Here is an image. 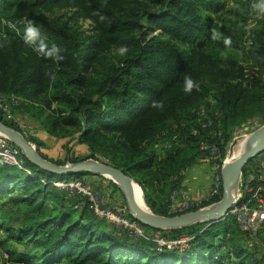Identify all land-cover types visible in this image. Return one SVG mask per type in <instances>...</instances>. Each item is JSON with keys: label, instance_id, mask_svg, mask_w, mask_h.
I'll return each mask as SVG.
<instances>
[{"label": "trees", "instance_id": "16d2710c", "mask_svg": "<svg viewBox=\"0 0 264 264\" xmlns=\"http://www.w3.org/2000/svg\"><path fill=\"white\" fill-rule=\"evenodd\" d=\"M224 12L223 0H2L0 94L30 100L24 110L50 140H66V160L93 159L120 168L142 187L152 212L180 214L168 213L167 202L156 203L147 187L155 192L162 183L168 192L181 189L182 173L196 162L221 165L232 128L264 113V20L243 52L233 43L223 50L224 37L233 39L236 26ZM28 20L36 22L49 48L56 44L62 49L63 60L46 58L24 42ZM84 20L91 22L90 29L79 23ZM212 29L219 33L215 40ZM121 45L129 49L124 56L118 53ZM243 61L252 64V71ZM185 75L199 83V91L184 92ZM208 97L216 104L205 103L211 123L203 127L189 113ZM160 100L163 109L153 108L152 102ZM0 121L19 131L1 112ZM162 137L173 142L163 157L145 149V142ZM68 141L82 145L86 153L69 156ZM201 142L216 144L217 152H203ZM258 156L243 167V178ZM18 158L20 166L0 164V248L8 261L264 264V255L247 244L249 236L230 217L166 229L136 220L145 236L134 237L98 217L87 197L69 196L52 184L85 175L105 177L50 173L20 150ZM219 190L198 207L218 201L221 186ZM126 216L135 220L127 209ZM155 237L179 242L159 246ZM247 238L245 245L241 241Z\"/></svg>", "mask_w": 264, "mask_h": 264}, {"label": "rangeland", "instance_id": "374dc122", "mask_svg": "<svg viewBox=\"0 0 264 264\" xmlns=\"http://www.w3.org/2000/svg\"><path fill=\"white\" fill-rule=\"evenodd\" d=\"M223 1L225 3L224 18L226 20H232L234 21L233 23L236 24V26L234 27L235 30H232V34L234 37L232 39V43L235 45L239 44V46H237L236 48L239 52H243V50L247 49L249 47L248 45L251 44L254 40L255 30L264 20V13H261L258 9L253 7V5L258 3L259 0ZM1 2L2 0H0V4ZM79 23L83 28H91V22L88 20L80 21ZM225 28H228V26H225ZM228 48L229 47H226L223 50H226ZM242 64L247 67V71H252V64H249L246 61H243ZM0 97L4 98L10 108V116H6L5 113L0 111L3 117L17 125L19 132L28 142L37 147L38 150L44 152L51 159H59L61 161H64L63 164L73 163L65 159V148H63L62 145L65 144L66 140H61V142L50 140L48 132L37 122V120L32 116L33 114L27 110H24V103L30 102V100L23 96H17L14 94H0ZM206 102H209L212 107H214L216 104L215 100L212 97L206 98L205 102L201 103V105L206 106ZM199 106L194 107L189 113L190 116L194 115L193 118L197 123L207 120V112L205 110L202 112L200 110L201 106ZM263 123L264 113L260 114L254 119L243 123L239 127H233L230 132V139L225 147L226 155L222 162H226V159H229L240 152L243 147L246 146L248 135ZM168 139L169 138L162 137L154 143L145 142L144 147L148 152H154L157 156L163 157L167 150L171 149V146L173 145V142L171 141V145L166 146ZM68 145L70 147L69 152L67 153L69 156H81L86 153L82 145H77L73 141H68ZM208 165L209 164H207L206 161H198L192 167L187 168L182 173V184H180L182 186H180L181 189L177 188L168 192L166 191V187L162 183H159L156 188L157 191L153 192L151 187H147V190L150 193L151 198L156 203L157 201L158 203H160L159 199H162L164 203L167 202V208L170 213H176L180 211L183 212L193 207H198L203 202L210 199V193L214 187L216 167L215 164H213V168ZM251 167L254 166L250 164L249 169ZM84 178L99 192V195L101 197L100 201L102 202L103 207H109L113 211H118L122 206L127 209L126 202L125 204L123 203L125 199H123L124 197L120 189L118 190L110 184L109 181L112 180H110L109 178H100L90 175H85ZM183 180L185 181L183 182ZM140 188L141 190L138 187V191L144 201L145 206L149 208L143 196V189L141 186ZM247 240L248 238L243 239L241 242L245 243L246 245ZM255 247V250L256 252H258V254L264 255V228L261 233H259V242ZM7 259V253L0 248V264H18L12 261H8Z\"/></svg>", "mask_w": 264, "mask_h": 264}, {"label": "water", "instance_id": "95a60500", "mask_svg": "<svg viewBox=\"0 0 264 264\" xmlns=\"http://www.w3.org/2000/svg\"><path fill=\"white\" fill-rule=\"evenodd\" d=\"M0 135L19 148L22 155L33 165L45 171L60 175L92 173L109 178L118 185L126 202L129 214L144 226L155 229L176 228L200 222H214L227 217L228 211L237 198L243 167L249 160L264 151V123L248 135L246 149L238 157L223 162L220 168L221 197L218 201L194 210L175 215H160L139 208L134 200L131 183L140 186L120 168L93 159L73 163L57 164L43 156L13 127L0 121Z\"/></svg>", "mask_w": 264, "mask_h": 264}, {"label": "built area", "instance_id": "2783aa9c", "mask_svg": "<svg viewBox=\"0 0 264 264\" xmlns=\"http://www.w3.org/2000/svg\"><path fill=\"white\" fill-rule=\"evenodd\" d=\"M200 106L199 107L202 112L204 110L207 112L204 105ZM0 111L5 113L6 116H10L9 105L2 97H0ZM206 119L207 120L201 122L203 127H207L211 123L207 115ZM214 134L216 135V132ZM217 135H220V132H218ZM175 137L176 134L172 136L173 139ZM170 142V139H168L166 146H170ZM33 147L37 150V147L34 145ZM200 149L203 152L216 153L218 147L216 144L201 142ZM18 156L19 148L13 146L5 137L0 136V164L9 163L20 166ZM221 165L218 163L215 164L216 175L214 177V187L210 193L211 197L219 194L220 191ZM52 184L56 188L64 190L69 196L78 194L87 197L91 203L94 213L98 217L105 218L110 223L122 226L123 228L129 230V232L134 237L145 236L144 227L141 226L136 220H131L126 216V208L122 206L118 211H113L109 207H103L102 202L100 201L101 197L99 192L85 179H71L68 181L56 180L52 181ZM227 217H230L241 231L247 233L249 236L247 244L250 247L256 246V244H258L259 233H261L264 228V172L258 179L256 178L255 173H253L251 170L247 171V174L244 178L241 176L237 198L230 207ZM153 239L158 243L159 246L167 245L171 247L173 244L179 242H166L161 237H155Z\"/></svg>", "mask_w": 264, "mask_h": 264}, {"label": "clouds", "instance_id": "9594fccd", "mask_svg": "<svg viewBox=\"0 0 264 264\" xmlns=\"http://www.w3.org/2000/svg\"><path fill=\"white\" fill-rule=\"evenodd\" d=\"M254 8L258 9L261 13H264V0H259L258 3L253 5ZM103 20L104 17H101ZM212 39H217L219 36V33L216 31V29H212ZM24 42L32 46L35 51H37L39 54H42L46 58H51L55 61H61L64 59L62 55H60V52L62 49H60L56 44H53L51 48L48 47V45L45 43L44 39L41 36L40 28L36 24L34 20H28L25 26L24 30ZM223 43L226 47H230L232 44L231 37H224ZM129 49L126 45H121L118 48V53L121 56H124L128 53ZM48 75V73H46ZM52 79H55V75L53 74L51 76ZM199 91L200 85L199 83L194 80L190 75L184 76V92L187 94H191L193 90ZM152 107L157 109H163L164 104L163 101H153Z\"/></svg>", "mask_w": 264, "mask_h": 264}, {"label": "bare ground", "instance_id": "6f19581e", "mask_svg": "<svg viewBox=\"0 0 264 264\" xmlns=\"http://www.w3.org/2000/svg\"><path fill=\"white\" fill-rule=\"evenodd\" d=\"M245 149H246V146H244L243 149L240 152H238L236 155L232 156L229 159H226V162L230 161L231 159H234V158L238 157L240 154H242L245 151ZM131 185H132V193H133V197H134L136 205L139 208L147 209V207L145 206L144 201H143V199H142V197H141V195H140V193L138 191L137 185L135 183H131Z\"/></svg>", "mask_w": 264, "mask_h": 264}, {"label": "crops", "instance_id": "0c3cea01", "mask_svg": "<svg viewBox=\"0 0 264 264\" xmlns=\"http://www.w3.org/2000/svg\"><path fill=\"white\" fill-rule=\"evenodd\" d=\"M251 165H253L254 167H251L250 169L253 173H255L256 178L258 179L260 177V175L264 172V151L262 153H260L257 158L254 159V161ZM184 181L185 180H183V182Z\"/></svg>", "mask_w": 264, "mask_h": 264}]
</instances>
